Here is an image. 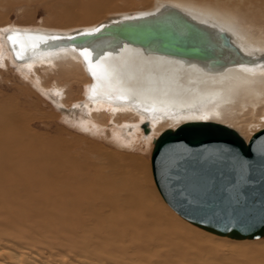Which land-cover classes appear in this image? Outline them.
Segmentation results:
<instances>
[{
	"label": "bare ground",
	"instance_id": "1",
	"mask_svg": "<svg viewBox=\"0 0 264 264\" xmlns=\"http://www.w3.org/2000/svg\"><path fill=\"white\" fill-rule=\"evenodd\" d=\"M53 1L51 25L0 15V66L52 90L77 129L138 151L192 122L246 143L264 130V0ZM112 156L1 107L0 264H264V240H212L164 207L149 165Z\"/></svg>",
	"mask_w": 264,
	"mask_h": 264
},
{
	"label": "water",
	"instance_id": "2",
	"mask_svg": "<svg viewBox=\"0 0 264 264\" xmlns=\"http://www.w3.org/2000/svg\"><path fill=\"white\" fill-rule=\"evenodd\" d=\"M151 160L161 196L180 217L219 236L264 238V130L246 143L227 126L187 123L159 136Z\"/></svg>",
	"mask_w": 264,
	"mask_h": 264
},
{
	"label": "rangeland",
	"instance_id": "3",
	"mask_svg": "<svg viewBox=\"0 0 264 264\" xmlns=\"http://www.w3.org/2000/svg\"><path fill=\"white\" fill-rule=\"evenodd\" d=\"M113 4L117 7H123L125 1L115 0ZM55 5L56 2L53 0H49V3L45 0H14L0 9V15L5 20L9 21L11 25H15L16 27L31 28L33 26L38 27L41 25H51L55 23L53 22L52 14ZM0 68L3 71L2 74H0V108L2 107L4 109L6 108L8 110L12 109L16 111V113L20 115L23 120L28 122L29 127L42 137L51 136L62 138L65 141L75 143L78 149H84V147L97 145L106 150V152L110 155H113V158L115 157L116 159H119L123 164H127L132 160L137 165H149L153 185L164 207L173 212L175 217L179 220H184L167 205L156 186L151 160L155 142L146 151L131 150L127 148L121 149L114 144L110 128L107 129V132L110 134L108 137H105L104 133L98 136L81 131L76 127L78 117L74 115L70 117L68 112H65L62 107L55 103L53 97L51 96L52 90H49L51 95L48 97L41 90L31 86V82L29 80L24 81L22 79L19 73V68L13 63L9 68L4 66H0ZM41 72V74H43V71ZM50 74L52 76L54 75L53 73ZM50 82L51 84L55 83L54 80H51ZM27 85L31 86V89H33L35 93L30 92L27 89ZM72 88L73 95H85L86 85L83 84V82L73 81ZM184 221L187 222L186 220ZM187 224L199 229L200 231H205L189 222H187ZM211 234L213 237L212 240L219 242L217 239L218 237H215L218 235L213 233ZM226 238L232 239L229 237ZM253 240H257L256 242H259L260 240H264V238ZM258 246H244L242 248V250L249 253L248 258L253 262H256L257 253L260 252L258 251V248H255ZM242 258H246V256ZM262 259H264V257Z\"/></svg>",
	"mask_w": 264,
	"mask_h": 264
}]
</instances>
